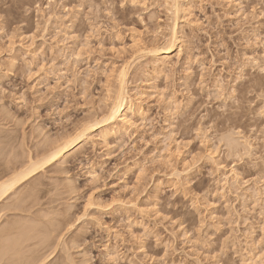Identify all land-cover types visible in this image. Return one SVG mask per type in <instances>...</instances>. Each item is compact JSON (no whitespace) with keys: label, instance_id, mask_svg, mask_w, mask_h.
<instances>
[{"label":"rangeland","instance_id":"1","mask_svg":"<svg viewBox=\"0 0 264 264\" xmlns=\"http://www.w3.org/2000/svg\"><path fill=\"white\" fill-rule=\"evenodd\" d=\"M262 109L264 0H0V174L75 146L0 227L51 221L43 264H264Z\"/></svg>","mask_w":264,"mask_h":264},{"label":"bare ground","instance_id":"2","mask_svg":"<svg viewBox=\"0 0 264 264\" xmlns=\"http://www.w3.org/2000/svg\"><path fill=\"white\" fill-rule=\"evenodd\" d=\"M171 1H174V0H171ZM170 42H172V41H170ZM172 43H174V42H172ZM172 43H168L169 45L167 44L166 48L164 47L163 49L162 48L157 49V50L153 49V50H156L155 53H153V54H156V55H157V53L159 55L170 54L172 47L175 45V44L173 45ZM153 50H152V52H153ZM120 76L123 77L124 75L122 76V74H121V75H119V77ZM119 79L121 80V78H119ZM122 83L123 82H121V84ZM123 94L124 93H120V95H118V97L116 99H114L115 100L114 102L112 100L113 103L110 104V107L107 109L105 116H103L104 118L102 117V120H100V122L104 121L103 123H105V124H106V122H108L109 131L110 130H116L117 127H119L120 125L125 129H128L131 127V122L129 119L130 116L128 115L129 113H128L127 101H126V98ZM130 113H131V111H130ZM100 122H97V123L99 124ZM97 123H96V125H97ZM113 133H114V131H113ZM102 135L104 136V134H102ZM63 139L65 140V138H63ZM62 140H60V141H62ZM60 141H59V143H60ZM70 141H71V139L67 142L64 141V143L61 142V145L59 143H57L58 146L56 144H54V145H56L55 147L52 144L51 146L53 148L51 149V152L49 151L50 153L48 152L47 158L46 157L42 158L43 160H44V158H46L44 161L43 160L41 161V159H40V162H39V160L37 162H34L31 159L30 162L28 161L29 166H28V164H27V166H25L28 168L25 169L24 171L22 170V172L18 171L15 173V175L13 174V175H11V177L10 176H9V178L7 177V179H3L4 175L2 176L0 174L1 175L0 176V203L5 201V199L9 200L14 194H15L14 196L17 197V198H15L16 200L18 198H20V196H18L19 193L17 194L18 191L16 192V190L19 188V186H21L30 177H32V175L36 173L35 171H37L38 168H40L41 166H42L41 168H43V165H48V163H50L54 160H57L60 157H63L69 150L73 149L75 146L71 147L70 146L71 144L69 143ZM76 151H78V150H76ZM14 196H13V199H14ZM20 200H21V198H20ZM19 201L14 200V203L12 201L11 204L12 203L15 204V202L19 203ZM21 202H22V200H21ZM11 204H9V205H11ZM9 205H8V207H12ZM13 207H15V206H13ZM3 209L4 208L0 209V211H3ZM14 209H16V208H14ZM34 221H36V220H34ZM15 222L13 223L15 225L10 226L11 228L10 227L7 228V226L4 225L5 231H3L4 226L0 227L3 229V230L0 229L1 230L0 231V264H36L37 262L41 261L40 259H42L43 256H41V254H40L41 251L40 252H39V250H38V252L36 251V253H38V255H36L34 250L41 248L40 250L47 251L49 249V247H51V246H45L44 247L43 245H44V243L45 244L47 243L46 242L47 239H50L51 237H53V236H51L52 232H53V235L56 232V231L54 232L55 229L54 230L52 229L53 225H50L51 221L48 222V220H47V224L45 221L44 222L42 221L45 224L44 226L46 227L48 233L41 232V234H42L41 235L40 231H39V234H40L39 235V234H37L38 231L35 232L36 231L35 227L30 226L31 225L30 223H25V225L23 224L24 226L21 225L22 223L21 224L19 223L21 225L20 226L21 228H18L19 227L18 221H17L18 225H16ZM26 222H28V221H26ZM39 222H41V221H39ZM39 222L36 221L35 223L40 224ZM35 223H34V225H36ZM43 223H41V224H43ZM26 224H28V225H26ZM25 226H30L29 228H31V227H33V228H31L32 229L31 230ZM33 229H35V230L33 231ZM20 230H22V232ZM33 232H35V234H33ZM51 241H52V239H51ZM48 243H50V242H48ZM43 254H45V253H42V255ZM5 256H7V257H5ZM44 258H45V256H44ZM47 258H48V256H46V259ZM46 259H44V260H46ZM40 264H43V263H40Z\"/></svg>","mask_w":264,"mask_h":264},{"label":"snow or ice","instance_id":"3","mask_svg":"<svg viewBox=\"0 0 264 264\" xmlns=\"http://www.w3.org/2000/svg\"><path fill=\"white\" fill-rule=\"evenodd\" d=\"M262 115H264V109H262Z\"/></svg>","mask_w":264,"mask_h":264}]
</instances>
